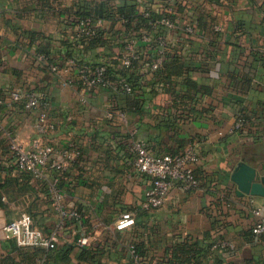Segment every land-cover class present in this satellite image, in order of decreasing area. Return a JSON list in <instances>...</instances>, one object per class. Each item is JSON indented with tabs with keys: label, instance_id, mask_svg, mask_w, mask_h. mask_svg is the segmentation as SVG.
Returning a JSON list of instances; mask_svg holds the SVG:
<instances>
[{
	"label": "crops",
	"instance_id": "0c3cea01",
	"mask_svg": "<svg viewBox=\"0 0 264 264\" xmlns=\"http://www.w3.org/2000/svg\"><path fill=\"white\" fill-rule=\"evenodd\" d=\"M103 2L114 7L128 2L140 12L147 9L157 15L172 6L173 12H167L175 22L170 33L172 55L193 62L186 74L189 82L212 87L211 94L198 95L195 101L182 99L186 101L182 104L172 90L167 92L166 80L141 72L134 94L119 93L113 83L94 90L82 102L78 87L67 84L65 74L47 68L39 51L67 53L74 41L76 10ZM103 27L116 34L125 29L122 19L107 20ZM136 49L142 58L147 56L146 45L138 43ZM106 51L109 48L96 46L91 53L104 57ZM113 51V56L125 53L117 46ZM15 88L39 93L41 107L28 110L20 103L9 104ZM1 99L6 103L0 106V204L4 205L0 211L7 221L27 211L43 232L58 231L55 249L74 245L67 264H165L169 249L179 242L213 244L219 238L236 246L223 264H264V232L253 234L258 221L253 208L264 209V196H240L231 180L242 160L264 173V0H0ZM42 110L49 112L54 128L39 136L36 124ZM115 110L126 112L127 124L108 117ZM240 114L253 121L227 140ZM39 137L59 148L73 143L82 151L78 163L63 171L62 198L57 203L51 189L56 172L50 171L41 181L31 179L17 169L10 152L14 140L32 147ZM135 138L160 152L194 147L207 154L196 166L206 171L204 190L173 189L165 206L146 210L143 202L151 177L135 169L131 150ZM51 160L62 158L54 154ZM62 207L80 211L88 223L63 217ZM127 210L135 212L136 225L110 229ZM89 232L95 240L85 248L102 250L80 258L82 247L76 240ZM9 238L0 239V258L12 253ZM134 242L141 244L139 259L130 250ZM21 248L27 252L19 256L22 264H44L46 255L37 257L35 249L50 250ZM212 251L222 253L213 247ZM214 254L209 258L213 264Z\"/></svg>",
	"mask_w": 264,
	"mask_h": 264
},
{
	"label": "built area",
	"instance_id": "2783aa9c",
	"mask_svg": "<svg viewBox=\"0 0 264 264\" xmlns=\"http://www.w3.org/2000/svg\"><path fill=\"white\" fill-rule=\"evenodd\" d=\"M172 13V6L164 8L163 17L152 23L154 26L158 24L165 25L168 28L175 26L174 20L170 15ZM142 13L145 16L150 15V11L144 10ZM123 22H125L123 20ZM104 22L97 20L93 22L91 18H78V27L76 32L78 34V40L82 41L89 39L98 33V28H103ZM220 29V28H217ZM188 32H192L191 26L186 28ZM143 42L146 44L147 56L142 58V51L136 49L138 44L136 40H132L128 43L124 50L122 57L113 56V59L120 61L119 65L123 68H132L136 61L144 62L145 66H149L151 70H156L162 65V54L167 43L165 37L159 36L158 42L160 43V49L158 50V57L152 58L148 53L150 48V37L147 34L142 36ZM79 46H83L81 43ZM39 60L44 64H48L47 56L40 54ZM49 67L54 73H62L66 75L65 82L69 85H76L81 94V101L86 102L87 96L94 90L104 89L113 84L109 67L107 65L98 64L91 65L87 63L76 62L73 58H68L63 63H50ZM118 89V87L116 86ZM120 90L125 93H132L133 86L125 82L120 87ZM9 104L20 103L28 110H37L41 107L43 101L39 93L33 90H23L21 88H15L10 92ZM6 103L5 100H0V106ZM109 118H117L123 124H127V114L123 110L110 111L108 113ZM253 120V119H252ZM249 120H246L242 116H237L233 126L229 129V133L235 132V130L242 129L248 125ZM54 128V124L50 122V114L47 110H42L37 119L36 129L39 136H43ZM68 144L69 146L64 148L57 147L56 144H49L43 142L40 137L37 138L32 147H25L15 140L10 145V152L13 162L17 169L21 172L29 173L34 179L43 180L50 171L56 172V177L51 186L54 194L55 203L59 202L62 198L60 191V174L63 173L68 167L82 155L80 148ZM131 150L135 154L134 165L138 172L149 175L151 177V184L146 191V197L143 202V207L146 210L157 209L165 206L169 200V196L173 189L180 191H198L204 190L202 180L198 178L195 173L196 166L199 162V152L196 148L190 147L182 152L171 154L162 153L156 154L146 144L135 138L133 140ZM57 154L62 158L61 161H52L51 157ZM60 213L63 217L71 215L78 219H81L82 214L80 211L72 210L68 211L65 208H60ZM253 213L258 217V221L253 228L255 236H259L264 232V209L262 207H254ZM136 225V214L132 211H123L113 226H109L110 229L127 230ZM7 236L14 239L16 243L21 247H39L46 249L56 248L59 242V233L54 231L50 234L43 232L39 227L34 224L32 215L27 212H21L17 218L7 221L5 226ZM95 240V234L89 232L88 234L78 236L76 244L79 247H88L93 244ZM236 246L234 242L219 238L213 243V249L219 252L226 250H235ZM130 250L136 259H139V255L136 253L135 245H130Z\"/></svg>",
	"mask_w": 264,
	"mask_h": 264
},
{
	"label": "trees",
	"instance_id": "16d2710c",
	"mask_svg": "<svg viewBox=\"0 0 264 264\" xmlns=\"http://www.w3.org/2000/svg\"><path fill=\"white\" fill-rule=\"evenodd\" d=\"M150 11V10H147ZM163 17L162 15L154 14L150 11L149 16H145L140 10L137 8L136 4L126 2L120 7H114L109 2H103L98 6L95 7H80L79 10L75 12V18L73 20V25L75 26V34H74V41L70 42L69 51L61 56L52 55L49 51L40 50L39 53L42 55L47 56L48 64H45L47 68L50 69V63H63L68 58H73L78 63H87V64H103L109 67L110 76L112 82L116 84L118 87V92L121 94H134L136 90L139 89L140 84V75L141 72H147L153 75L152 78L159 77L162 80H166L170 86L167 88V92H170L172 95H177L176 98L178 99L177 102L182 104H186V101L182 99H187L190 101H195L198 95H207L211 94L212 87L204 86L203 84H199L196 81L189 82V78L186 75L191 70L192 66L194 67L195 64L193 62H184L179 57L173 56L172 54V44L170 42V33L175 30V26L173 28H168L165 25L158 24L154 26L152 23L156 22L160 18ZM78 18H91L93 22L97 20L105 21H112L113 23L119 19L124 20L125 29L119 34L113 32L110 28H98V33L93 37L85 40H78V34L76 29L78 27ZM172 18V16H171ZM173 19V18H172ZM193 29V28H192ZM147 34L150 37V48L148 53L151 55L152 58L158 57V50L160 49V43L158 42L159 36L165 37L166 40V47L164 48V52L162 54V65L156 69L151 70L149 66H142L140 65L139 61H136L132 68H123L119 67L120 61L117 59H113V55L116 54L113 51L114 46H117L119 49L123 51L126 49L128 43L132 40H136L139 45L145 46L146 44L142 40V36ZM83 46H79V44ZM96 46H102L109 48L110 52L103 53L105 54L104 57L102 54L94 55L92 54V49ZM145 48V47H144ZM112 49V50H111ZM39 54V55H40ZM120 56V55H119ZM122 55L120 56V58ZM51 70V69H50ZM176 76V78H174ZM128 82L133 86L132 93H125L120 90V87L123 83ZM181 85L178 88V85ZM185 88V90H184ZM183 90V91H181ZM240 116L244 117L246 120H249V126L252 123L253 117L250 115L240 114ZM244 126V127H246ZM243 127V128H244ZM242 129L235 130L233 133L228 132L227 140L237 132L241 131ZM150 151L156 154L168 153V152H160L159 150L152 149L148 147ZM203 152L206 151L205 148L202 150ZM199 152V151H198ZM175 154V153H171ZM207 155V154H205ZM205 155L199 152V161H205ZM78 163V159L73 163L75 165ZM195 169V173L202 180V184L205 187L206 184V171L200 168ZM66 172V171H65ZM64 172V173H65ZM25 173V172H24ZM64 173L60 174V182L64 176ZM31 179H34L33 176L29 173H26ZM36 181H41L37 180ZM2 188L1 178H0V189ZM1 197V194H0ZM4 206L0 204V207ZM152 210V209H151ZM155 210V209H154ZM78 211V210H77ZM33 217V216H32ZM83 217V216H82ZM34 219V218H33ZM74 220L78 221V218L73 217ZM83 223H88L89 219L82 218L80 219ZM35 224V223H34ZM254 234V233H253ZM9 244L12 250L9 252L10 254L4 255L0 258V264H22L21 259L19 260V256H26L27 252H24L23 248L19 246L16 241L12 238H9ZM136 248V253L139 255L141 254V244L136 242L133 243ZM213 244L204 243L201 244L200 241H184L179 242L178 244L174 245L172 249H169L170 258L168 259L165 264H213L209 262L211 254H214L212 251ZM74 245L67 244L66 246L60 249H50L48 251L43 249H35V255L38 257L41 253L46 255L44 264H67L70 261V253ZM102 248L100 247H90L85 248L82 247L80 258H87V256H92L93 253L101 252ZM235 250H226L221 254H214L215 264H223L225 262L226 256L229 254L234 253ZM13 253H16L15 256ZM210 253V255H209ZM29 255V253H28ZM209 255V257L207 256ZM1 256V255H0ZM90 258V257H89ZM228 264H237L236 262H231ZM245 264H252L250 261L246 262Z\"/></svg>",
	"mask_w": 264,
	"mask_h": 264
},
{
	"label": "water",
	"instance_id": "95a60500",
	"mask_svg": "<svg viewBox=\"0 0 264 264\" xmlns=\"http://www.w3.org/2000/svg\"><path fill=\"white\" fill-rule=\"evenodd\" d=\"M231 180L237 186V192L240 196H264V173L256 166L242 160L236 166ZM7 219L4 211H0V239H6L7 233L5 226Z\"/></svg>",
	"mask_w": 264,
	"mask_h": 264
}]
</instances>
